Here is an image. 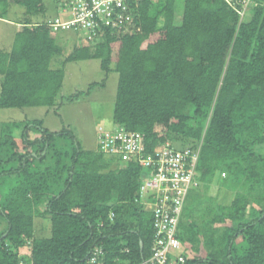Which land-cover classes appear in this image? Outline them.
Wrapping results in <instances>:
<instances>
[{"label":"trees","instance_id":"1","mask_svg":"<svg viewBox=\"0 0 264 264\" xmlns=\"http://www.w3.org/2000/svg\"><path fill=\"white\" fill-rule=\"evenodd\" d=\"M16 6L24 12L13 22ZM129 8L127 29L108 27L101 42L65 56L63 65L93 61L105 74L65 95V70L51 68L63 55L55 21L35 18L46 16V0H0V20L20 28L12 49H0V109L58 116L118 76L94 150L41 121L2 126L0 264H158L154 249L167 238H156L157 195L142 190L156 170L142 160L167 145L197 153L198 185L166 264H264V155L256 151L264 145V0H133ZM116 127L143 137L140 155L121 153L120 143L101 149L100 135ZM216 183L234 193L230 203L198 192ZM38 222L49 237L37 235Z\"/></svg>","mask_w":264,"mask_h":264},{"label":"rangeland","instance_id":"2","mask_svg":"<svg viewBox=\"0 0 264 264\" xmlns=\"http://www.w3.org/2000/svg\"><path fill=\"white\" fill-rule=\"evenodd\" d=\"M46 2L48 9L46 16H36L35 18L38 20H43L45 18L48 22L51 20L53 22L58 20L60 23L66 24V28H62L63 30H60V28L54 34L55 40L63 50V55L56 56L51 63V68H63L65 70L64 72H66L65 82L67 86L63 93L65 95L74 93L75 91L83 90L89 83L91 84V82L102 81L103 78H105V74L99 71L97 64L93 61L82 62L80 64L69 63L66 65H63L62 62L65 56L73 49L99 43L102 41L103 35L90 34L84 30L80 32L75 30L76 33L71 34L70 29L72 26L69 28L67 23L72 20V16L70 12L64 13V4L61 5V3H64V0H59V8L58 5L56 6V3L49 2L48 0H46ZM68 2L69 0H67L66 3ZM23 12L24 10L16 6L12 8L7 18L16 22L21 18L20 16ZM250 17L251 14L248 13L246 21L249 20ZM7 29L8 28H3V24L0 23V33L3 32L2 30L7 31ZM9 35L10 32H4L2 36L5 38V45H7L8 40L11 41L12 39V35L10 38ZM117 86L118 76L116 74H111L103 90L97 88L93 91V95L87 99L85 98L72 104H66L64 106L65 108L61 109L58 116H56L54 112L49 113L47 108H34L32 110L0 109V135L1 128L6 123H21L25 125L28 121H41L44 128L50 131L61 132L63 130H69L73 132L77 141H79L84 149L94 150L95 147L92 141L94 137H97L96 135L100 133L99 129L102 126L100 124L101 120L103 121L105 117L112 114ZM20 134L21 131L18 130L17 135L20 136ZM256 151L264 155V145L256 147ZM222 177L225 178L223 175ZM149 179H151V177ZM211 187L206 191L208 195L203 190H198V192L205 195L204 199H207L209 196V198L215 202L224 201L230 203V201L233 200L234 193L227 192V195H225L226 191L220 187V184L218 185V183H216ZM193 193H197V191ZM202 204L205 206L208 203L203 201ZM198 208L196 209L197 211L199 210ZM41 224L42 222L37 223V235L49 237L51 234L50 228L49 231L46 232V229L43 228L44 225L42 226ZM44 224L46 225V222H44ZM6 228L7 224L0 219V231Z\"/></svg>","mask_w":264,"mask_h":264},{"label":"built area","instance_id":"3","mask_svg":"<svg viewBox=\"0 0 264 264\" xmlns=\"http://www.w3.org/2000/svg\"><path fill=\"white\" fill-rule=\"evenodd\" d=\"M133 0H64V13H71L72 20L67 23L69 28L75 27L94 35L105 34V29L122 30L133 22V11L129 2ZM138 1V0H136ZM232 1V0H228ZM66 24L56 20L51 27L54 31L66 28ZM68 28V29H69ZM101 149L106 152H115L118 143L119 151L128 155H140L143 149V137L136 133L124 132L120 127L115 132L100 135ZM155 160L150 157L142 160L146 166H154L156 172L153 178L146 180L142 190L146 193L156 194L157 202L154 204L158 216L163 220L157 226L156 238L165 236L167 240H158L154 249V260L158 264H166L167 253L178 247L174 239L178 217L187 193L197 187L195 168L198 155L196 152L186 150L174 152L169 145L157 153Z\"/></svg>","mask_w":264,"mask_h":264},{"label":"crops","instance_id":"4","mask_svg":"<svg viewBox=\"0 0 264 264\" xmlns=\"http://www.w3.org/2000/svg\"><path fill=\"white\" fill-rule=\"evenodd\" d=\"M0 23L3 24V28H8L7 31L2 30L3 32L0 33V49L11 50L13 47V42H14V40H12V39H14L15 33L20 28L17 27L16 25L12 24V23L5 21V20H0ZM4 32H8V33L10 32L9 38L12 35V39H11V41L8 40L7 45H5V43H6L4 41L5 38L2 37L4 35ZM65 76H66V72H65ZM63 108H65V107H63ZM32 109H34V108H30L29 110H32ZM24 110H28V109H24ZM48 110H49V113H51L52 109H48ZM92 143L95 147L94 149H96L97 148V137H94V140L92 141ZM89 150H91V149H89Z\"/></svg>","mask_w":264,"mask_h":264}]
</instances>
